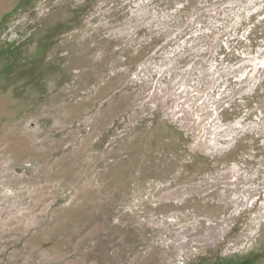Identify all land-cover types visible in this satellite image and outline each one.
Masks as SVG:
<instances>
[{"label": "rangeland", "instance_id": "374dc122", "mask_svg": "<svg viewBox=\"0 0 264 264\" xmlns=\"http://www.w3.org/2000/svg\"><path fill=\"white\" fill-rule=\"evenodd\" d=\"M0 264H264V0H0Z\"/></svg>", "mask_w": 264, "mask_h": 264}, {"label": "bare ground", "instance_id": "6f19581e", "mask_svg": "<svg viewBox=\"0 0 264 264\" xmlns=\"http://www.w3.org/2000/svg\"><path fill=\"white\" fill-rule=\"evenodd\" d=\"M174 89H175V87H171L170 89H169V87H167L166 89L163 90L162 94H160V95L153 94V96H151L152 100H150V101L151 102L154 101L155 103H158L160 98H161V100L164 102L165 99H168V97L172 95V92ZM148 92H150V91H148ZM206 95L207 94H203L201 97L189 98L184 103L175 105L176 109L177 108H178V110L180 109V111H178L176 113L183 114L186 117L187 123L186 124L184 123L185 124L184 129L188 133H191L193 136L194 146L192 148L194 150L199 149V148H203L205 146H206V148H209V150H210L213 147V145L206 144L207 141H205L204 138L206 136L211 135V134H213V135L216 134V132H213V131L216 129V127H215L216 125H214L215 124L214 118H215V115L217 113L218 108H217V105L214 104V102H212L211 99H209L208 102L204 103ZM185 98L186 97H184L183 94H181L179 97V101L184 100ZM144 100H146V99H144ZM221 105L222 104H220V106ZM217 129H218V127H217ZM215 138H217V137H214V139ZM218 138H219V136H218ZM201 140H203V141L201 142ZM196 145L198 147H196ZM210 184H207L206 185L207 187H205L203 184L187 186L186 188H184V189L182 188L178 192H175L173 194H169L167 197L169 198L170 201H175V200L182 201L184 196L186 197V195L192 193L193 191H197L198 193H201V194L207 192V190H209V188L211 186ZM227 184L230 185L229 182H227ZM231 185L236 186L237 184L231 183ZM207 238H208L207 240H209V238H211V236L208 235ZM202 242H204V241H202Z\"/></svg>", "mask_w": 264, "mask_h": 264}]
</instances>
